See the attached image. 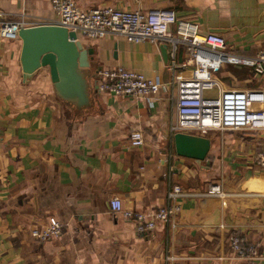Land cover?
Segmentation results:
<instances>
[{
	"label": "crops",
	"instance_id": "obj_1",
	"mask_svg": "<svg viewBox=\"0 0 264 264\" xmlns=\"http://www.w3.org/2000/svg\"><path fill=\"white\" fill-rule=\"evenodd\" d=\"M76 3L83 9L172 10L202 33L222 35L236 54L255 56L264 47V0ZM56 18L50 0H0V21L22 20L28 27ZM175 31L173 26V38ZM81 42L94 49L92 86L101 68L123 66L166 88L153 100L93 91L91 107L78 114L56 95L47 68L23 79L19 39L0 43V264H264L262 258L236 259L228 245L229 235L240 231L264 252L263 133L215 140L210 130L206 159L178 156L171 126L177 121V82L193 69L180 66L189 57L186 46L177 42L174 48L169 37L134 43L114 33ZM214 76L222 88L264 87V75L246 66L225 64ZM137 130L144 142L132 146ZM218 158L224 161L219 180L213 175ZM213 183L224 195L178 199L172 221L156 220L145 235L109 204L117 197L124 211L152 216L172 203L173 185L203 193ZM50 217L62 223V235L35 241L31 229Z\"/></svg>",
	"mask_w": 264,
	"mask_h": 264
},
{
	"label": "built area",
	"instance_id": "obj_2",
	"mask_svg": "<svg viewBox=\"0 0 264 264\" xmlns=\"http://www.w3.org/2000/svg\"><path fill=\"white\" fill-rule=\"evenodd\" d=\"M50 3L57 17L54 24L73 31L80 41L101 39L114 33L134 43L156 42L169 37L174 48L177 42L186 46L189 57L180 66L192 65L193 69L190 76L177 82V121L171 126L172 133L197 131L196 135H204L210 130H249L264 135V87L222 88L214 76L225 64L250 67L254 73L264 75V47L255 56L236 54L228 48L222 35L202 33L197 23L179 19L172 10L143 12L113 6L83 9L76 0H50ZM173 26L175 38L171 34ZM22 27H25L22 20L0 21V43L18 40V31ZM97 85L103 93L144 100H153L166 88L165 83L123 66L98 70ZM213 90H217L215 95L208 94ZM143 142L141 131L131 133L132 146H140ZM259 157L264 166V154ZM204 195L222 196L224 193L218 183L211 184L203 193L183 191L175 184L168 192L172 203L159 207L152 216L124 211L117 197L109 204L113 212H123L138 235H145L155 230L156 220L165 224L172 221L180 210V204L176 203L178 199ZM62 228L57 218L50 217L45 226L31 229V236L37 242L57 239L62 235ZM228 245L236 259L264 260V252L258 251V244L249 242L243 232L233 231L228 237Z\"/></svg>",
	"mask_w": 264,
	"mask_h": 264
},
{
	"label": "water",
	"instance_id": "obj_3",
	"mask_svg": "<svg viewBox=\"0 0 264 264\" xmlns=\"http://www.w3.org/2000/svg\"><path fill=\"white\" fill-rule=\"evenodd\" d=\"M21 41L19 62L24 80L31 79L41 68H47L56 95L73 112L82 114L93 103L90 61L92 47H84L73 31L57 24H41L22 27L18 31ZM162 49L163 56L167 51ZM175 152L178 156L206 159L211 141L203 135L176 132L173 135Z\"/></svg>",
	"mask_w": 264,
	"mask_h": 264
},
{
	"label": "rangeland",
	"instance_id": "obj_4",
	"mask_svg": "<svg viewBox=\"0 0 264 264\" xmlns=\"http://www.w3.org/2000/svg\"><path fill=\"white\" fill-rule=\"evenodd\" d=\"M210 132H214L216 134L215 140H216V138L217 139L223 138V137H225V135L226 136L236 135V136H240V137H244V136L246 137L249 135V130H215V131H210ZM190 133L197 134L198 132L192 131ZM209 133H207L205 136H209ZM215 140L213 138V144L216 143ZM222 162H224L223 159L218 158V165L214 169V170H216V173H213V175L216 176L217 179L219 178V176L221 177L222 175H224V168L222 166ZM217 179H215V180H217Z\"/></svg>",
	"mask_w": 264,
	"mask_h": 264
}]
</instances>
